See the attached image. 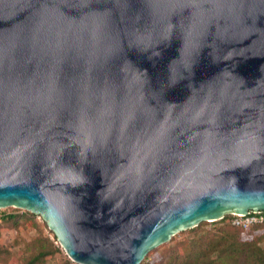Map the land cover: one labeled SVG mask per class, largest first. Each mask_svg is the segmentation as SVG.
Listing matches in <instances>:
<instances>
[{
  "label": "water",
  "instance_id": "95a60500",
  "mask_svg": "<svg viewBox=\"0 0 264 264\" xmlns=\"http://www.w3.org/2000/svg\"><path fill=\"white\" fill-rule=\"evenodd\" d=\"M7 207L74 264L264 212V0H0Z\"/></svg>",
  "mask_w": 264,
  "mask_h": 264
},
{
  "label": "trees",
  "instance_id": "16d2710c",
  "mask_svg": "<svg viewBox=\"0 0 264 264\" xmlns=\"http://www.w3.org/2000/svg\"><path fill=\"white\" fill-rule=\"evenodd\" d=\"M231 217L226 214L218 221L201 222L178 233L168 243L148 252L140 264H264V221L238 228L231 225ZM22 219L35 226L33 219L26 215L0 213V224L15 229L21 225ZM26 250L29 254L22 258L21 264H47L55 254L61 253L53 234L52 241L37 238ZM159 251L161 254L158 255ZM8 254L0 245V259ZM61 264L73 263L67 259Z\"/></svg>",
  "mask_w": 264,
  "mask_h": 264
},
{
  "label": "rangeland",
  "instance_id": "374dc122",
  "mask_svg": "<svg viewBox=\"0 0 264 264\" xmlns=\"http://www.w3.org/2000/svg\"><path fill=\"white\" fill-rule=\"evenodd\" d=\"M0 213L26 215L33 219V223H35V226H32L29 222L26 223L23 221L24 219H22V222L20 223L21 225L16 229L11 226L0 224V245L3 246V248H5L9 253L0 259V264H21L22 258L29 254L26 247L32 245L37 238H48L52 241L53 233L48 229L40 216L33 214L34 217H30L29 214L32 213L13 207L0 209ZM50 232L52 234H50ZM176 238H179V236ZM159 254H161V251L158 252V255ZM67 259V256L61 249V253L55 254L54 257L47 262V264H61Z\"/></svg>",
  "mask_w": 264,
  "mask_h": 264
},
{
  "label": "built area",
  "instance_id": "2783aa9c",
  "mask_svg": "<svg viewBox=\"0 0 264 264\" xmlns=\"http://www.w3.org/2000/svg\"><path fill=\"white\" fill-rule=\"evenodd\" d=\"M263 221L264 212H248L243 215H232L231 217V225L238 228H247L253 225H258Z\"/></svg>",
  "mask_w": 264,
  "mask_h": 264
}]
</instances>
